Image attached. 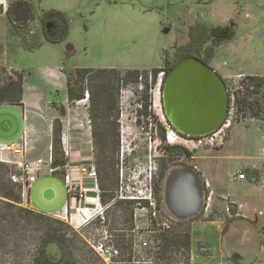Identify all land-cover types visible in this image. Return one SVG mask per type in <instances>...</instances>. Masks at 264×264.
<instances>
[{"label":"rangeland","instance_id":"1","mask_svg":"<svg viewBox=\"0 0 264 264\" xmlns=\"http://www.w3.org/2000/svg\"><path fill=\"white\" fill-rule=\"evenodd\" d=\"M24 3L32 6V18ZM17 7L26 11V19L16 16ZM50 10L67 19L60 42L43 36V13ZM196 22L209 28L206 45L213 47V66L228 88L231 124L220 147L171 152L159 119L156 78L163 54L176 59L173 43H186L188 28ZM59 65L60 86L47 92L51 120L40 118L52 130L51 141L45 131L31 137L23 160H46L51 150L60 168L51 174L42 166L25 193L13 188L19 202L0 196V264H32L37 237L49 221L26 210L46 214L68 201L65 163L95 165L99 200H90L97 198L94 192L86 200L74 199L68 216L76 213L75 207L87 208L75 215L74 224L49 215L64 223L53 225L69 240L58 264H264V85L245 88L250 77L264 75V0H0V105L16 104L19 80L22 86L35 84L42 68ZM77 67L117 68L118 80L109 83L102 98L106 78L91 72L79 84ZM153 68H158L156 77ZM132 69L140 70L137 79L127 72ZM67 81L75 91L80 87L83 97L69 98ZM57 125L59 140L52 146ZM22 128L17 109L0 107V142H16ZM2 158L16 159L8 151ZM0 163L1 192L10 174L21 170ZM178 165L206 171L218 188L203 176L204 202L193 219L174 217L161 207V171ZM239 172L246 180L233 178ZM185 229L190 232L188 248H165L161 233ZM142 241L146 247H140ZM47 252L56 259L61 255L55 245Z\"/></svg>","mask_w":264,"mask_h":264},{"label":"water","instance_id":"2","mask_svg":"<svg viewBox=\"0 0 264 264\" xmlns=\"http://www.w3.org/2000/svg\"><path fill=\"white\" fill-rule=\"evenodd\" d=\"M14 13H22L19 17L27 18L22 7L14 9ZM161 105L165 118L180 134L189 137L204 136L223 123L229 106V92L226 83L214 68L197 57L187 56L180 59L164 79ZM176 193L177 197L173 193L165 200L170 210L167 213L182 219L193 218L196 213L191 217L182 215L183 204L179 197L183 194L180 191Z\"/></svg>","mask_w":264,"mask_h":264},{"label":"trees","instance_id":"3","mask_svg":"<svg viewBox=\"0 0 264 264\" xmlns=\"http://www.w3.org/2000/svg\"><path fill=\"white\" fill-rule=\"evenodd\" d=\"M33 13H29V17L32 18ZM43 18L45 20H56L57 27H58V33L57 35H47L45 36L47 41L50 42H60L64 39V35L67 31V19L64 16L63 13L55 10H50V11H45L43 13ZM189 41L186 45L178 47L179 50V57H185V56H197L201 59H203L205 62L208 61L214 54V49L213 47L206 45L208 37H209V28L206 24L202 22H197L193 25L190 26L189 31ZM145 71V70H144ZM95 72L97 75H102V84L104 85L103 90H101V97L104 98V96L107 95V90L106 87L110 85L109 83L112 82L113 80H118V69L117 68H88V67H77L75 69V81L77 83H81L82 80H84L86 74ZM130 76L135 77V79L138 78V75L140 73V70L138 69H132L127 71ZM152 72L154 75L157 74L158 69L154 68L152 69ZM264 85V75L262 76H252L250 77V81L246 85V90H248L249 87L253 88H259L260 86ZM251 89V90H252ZM251 92V91H250ZM67 94L69 98H81L83 97V90L80 89L76 91L73 89L71 86V83L67 81ZM22 96V85L21 81L17 83L16 87V96L13 99L15 102H20ZM230 98V97H229ZM237 100V97H235ZM142 104H144V110L148 108V104L145 103L143 100L141 101ZM254 106V105H253ZM250 108H253L250 105ZM258 111L256 113H259L260 108H257ZM59 126L57 125L53 129V138H52V146H55L59 138L57 137L58 131H59ZM164 138V134H163ZM165 148L167 151H175L177 153H180L184 151L185 149L182 148L181 146L177 144H166ZM60 162L55 159L53 162V165L56 166V164H59ZM63 164V162H61ZM104 167H110L111 163H102ZM0 167H3V164L0 163ZM64 174V172H63ZM166 174V171H161L160 174V179H163ZM11 175V174H10ZM8 186L2 185L3 191L0 192V196L13 200L15 202L20 201V195L13 193V188H17L20 190V185L18 183H15L11 181V179L7 180ZM10 187V188H9ZM158 187V186H157ZM157 187L155 189V192L157 193ZM157 200L159 202V198L157 196ZM6 202V201H4ZM20 210H26L24 208L20 207ZM27 212L34 213L37 217H40L44 220L49 221L48 224H46L45 227V233L43 235H39L36 240V248L35 252L33 253L32 256V264H58L60 261L63 260V255L65 253V250L68 248V241L66 238V233L64 230L61 228L54 226L53 223L56 224H61L64 225L62 221H59L57 219H54L53 217H50L49 215L39 212V211H30L26 210ZM193 219V218H191ZM76 236L75 234H73ZM179 239V240H178ZM160 240L161 242L165 243V248H170L173 247L174 245H180L188 248L189 243H190V232L185 229L184 231L181 232H174L172 230H166L165 232L160 234ZM50 245H55L57 249L60 251L61 255L59 258H54L51 254L47 252V248Z\"/></svg>","mask_w":264,"mask_h":264},{"label":"built area","instance_id":"4","mask_svg":"<svg viewBox=\"0 0 264 264\" xmlns=\"http://www.w3.org/2000/svg\"><path fill=\"white\" fill-rule=\"evenodd\" d=\"M3 6L5 8V2L2 1ZM162 75L163 72H159L156 78V85H157V93L162 81ZM142 77L139 78L140 83H142ZM148 80L151 81V74L149 72L148 74ZM142 86H140L141 88ZM86 98L88 97V93H86ZM158 114L160 116V122L163 126L164 131V141L167 144H177L184 148L185 150L194 151L195 149L203 146H213V147H220L223 145V143L226 140V133L227 130L230 127L231 120L229 116H227L223 123L214 131L210 132L209 134H206L204 136H198V137H189L186 135L180 134L165 118V115L163 114L162 106L160 101H158ZM154 107L156 106V103H153ZM230 112H228L229 114ZM147 118L151 121L152 115L149 113L147 114ZM61 144H62V150L67 155L69 152V146L67 142L66 135L64 131L61 134ZM29 147L27 145V139L25 132L21 138L20 142L13 143V144H3L0 143V161L3 162H10L14 166H17L21 170V173L19 174H11V180L15 183H18L20 185L22 193H25L29 187L31 186V183H33L38 176L42 166H45L47 168L48 173H53L57 171L60 166H54L53 165V155L52 151L50 150L48 152L46 160H43L41 158H38L34 161H24L23 157L27 153ZM8 151L11 156L16 158L15 160H7L2 158V152ZM62 168L64 169L63 174V181L65 183L66 192L69 195L70 199L75 200H86L88 197V192H94L97 194L96 196H89L91 198L90 200H99L98 199V184H97V171L94 164H69L65 163L62 165ZM73 169H76L78 171L77 175H74L72 173ZM74 176H77L75 178ZM83 176V177H82ZM235 180L245 179L244 172L236 173L233 177ZM84 179V181L82 180ZM211 198V195L208 197V199ZM76 213L75 214H69L68 216V206L65 207L61 212L56 213V216L61 219H68L71 224L76 223L78 219V214H85L87 211L86 207H75ZM77 215L78 217H75ZM261 240L263 241V247H264V226L261 229L260 232ZM147 242L142 241L140 247H146Z\"/></svg>","mask_w":264,"mask_h":264},{"label":"crops","instance_id":"5","mask_svg":"<svg viewBox=\"0 0 264 264\" xmlns=\"http://www.w3.org/2000/svg\"><path fill=\"white\" fill-rule=\"evenodd\" d=\"M68 46L69 45L66 44L67 50H69ZM60 67L61 65L52 66L48 69L42 68V76L39 77L38 82L35 84L29 83L27 86H22V96L20 102H15L16 104L0 105V107L15 108L21 114L23 123L22 132H20L19 138L15 140L16 142H11L10 144L20 142L24 132L28 147L30 146V138L42 133L43 131H45V134L47 133L48 135L46 139L49 142L51 141L52 130L51 128H45V125L40 120V118L42 117L47 119V121L51 120L50 113L47 111V102L49 101L47 92L49 89L57 90V88L60 86L62 75L60 72ZM150 68L151 67L145 69ZM38 138L41 137L39 136ZM203 176L206 178V181H211L215 186L214 182L206 171L204 174H201L192 168L170 166L167 169L166 176L161 183V207L163 211L170 212L165 201L167 196H172L174 193V197H177L176 192L180 191L183 194L179 197L183 204L181 211L182 215L191 217L193 214H197L204 202L205 188ZM240 180H246V178ZM215 188L217 187L215 186ZM74 203V199L68 198V201L64 202L60 208L55 210H47L46 214L54 215L58 212H61L67 206H73Z\"/></svg>","mask_w":264,"mask_h":264},{"label":"flooded vegetation","instance_id":"6","mask_svg":"<svg viewBox=\"0 0 264 264\" xmlns=\"http://www.w3.org/2000/svg\"><path fill=\"white\" fill-rule=\"evenodd\" d=\"M25 4V3H24ZM26 5V7H27V9H28V11H29V13L30 12H32L33 13V9H32V6L31 5H29V4H25ZM20 10H22V9H20ZM45 12V11H44ZM16 14V16H22V13H15ZM34 14V13H33ZM43 18V17H42ZM42 20H44V23H43V36H44V38H45V36H46V34L47 35H57V33H58V27H57V22H56V20H45L44 18L42 19ZM197 23V22H196ZM195 24V23H194ZM193 25V24H192ZM191 26V25H190ZM190 26H189V28H190ZM189 28H188V31H189ZM166 31H168L169 29L167 28V29H165ZM46 39V38H45ZM188 41H189V35H188V40H187V42L186 43H184V44H182V45H179V44H177V42L175 41L174 43H173V48H174V51H175V56H176V59H170L169 57H168V54L167 53H164L163 54V58H162V60H163V65L161 66V71L160 72H163V75H162V81H161V84H160V96H159V98H160V100H161V88H162V84H163V81H164V79L166 78V76H167V74L170 72V70L174 67V65L180 60V59H182V58H184V57H179V50H178V47H180V46H183V45H186L187 43H188ZM207 44V43H206ZM210 46V45H209ZM213 56H214V54H213ZM211 57L208 61H204L203 59H201V58H199V57H197V56H194V57H197V58H199L200 60H202L204 63H206V64H208L209 66H211L212 68H214V70H216L217 72H218V70L213 66V59H214V57ZM185 57H187V56H185ZM154 69V68H153ZM158 69V68H157ZM219 73V72H218ZM220 74V73H219ZM157 75V74H156ZM156 75H154L153 74V77L155 76L156 77ZM221 76V75H220ZM221 78L223 79V77L221 76ZM224 80V79H223ZM225 82V81H224Z\"/></svg>","mask_w":264,"mask_h":264}]
</instances>
